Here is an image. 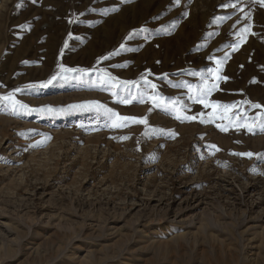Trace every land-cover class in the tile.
Here are the masks:
<instances>
[{"label":"rangeland","instance_id":"374dc122","mask_svg":"<svg viewBox=\"0 0 264 264\" xmlns=\"http://www.w3.org/2000/svg\"><path fill=\"white\" fill-rule=\"evenodd\" d=\"M0 264H264V0H0Z\"/></svg>","mask_w":264,"mask_h":264}]
</instances>
